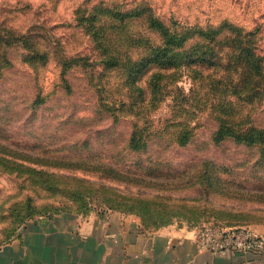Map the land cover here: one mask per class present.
<instances>
[{"label": "rangeland", "instance_id": "1", "mask_svg": "<svg viewBox=\"0 0 264 264\" xmlns=\"http://www.w3.org/2000/svg\"><path fill=\"white\" fill-rule=\"evenodd\" d=\"M99 3L126 8L150 3L172 19L177 31L181 23L236 20L248 29L260 28L264 51V0H0L2 29L32 35L40 47L50 44L43 48L49 55L46 63H31V44L22 42L9 47V62H0L8 66L0 76V241L16 238L36 217L55 213L118 211L142 218L139 209L149 214L150 226L264 225V143L217 141V121L206 111L193 118L191 141L171 142L168 138L184 130L166 117L169 98L152 114L151 124L167 139L155 137L148 149L129 150L134 118L115 119L102 108L95 87L109 81L108 99L113 101L127 92L119 90L123 72L104 71L98 61L63 75L58 55L81 53L95 59L84 25ZM4 45L0 41V58ZM178 86L189 93L187 72ZM132 99L138 101L136 95ZM262 107L252 117L264 127V100Z\"/></svg>", "mask_w": 264, "mask_h": 264}, {"label": "trees", "instance_id": "2", "mask_svg": "<svg viewBox=\"0 0 264 264\" xmlns=\"http://www.w3.org/2000/svg\"><path fill=\"white\" fill-rule=\"evenodd\" d=\"M84 26L89 28L87 34L92 38L95 59L81 56V53L63 59L58 55L63 75L74 66L89 64L93 67L98 61L105 66L104 71L123 72L122 88H116L127 89V92L113 101L108 99L109 81L95 83V87L102 108L115 119L134 118L127 149L143 151L148 149L152 138H166L151 124L152 114L169 98H172L171 111L166 117L174 118L173 123L184 130L175 139L168 138L171 142L185 145L191 141L195 134L192 120L206 111L217 121V141L233 139L249 146L264 143V127L256 124L252 117L263 108L264 100V51L260 28L248 29L236 20L223 19L217 25L181 23L177 31L172 19L162 16L150 3H138L131 8L99 3ZM1 30L5 32L0 34L5 51L0 62H9V47L20 42L31 44L34 52L28 59L31 63L49 60L43 48H49L50 44L40 47L31 40L34 39L32 35H19L18 31L2 29L0 25ZM132 54L140 58L134 62ZM7 68L6 64L0 66V76ZM186 72L192 81L189 93L178 86ZM135 95L138 101H129V96ZM143 121L145 123L141 124ZM223 180L228 185L231 183L224 177ZM204 189L207 193V188ZM122 198L131 201L130 197ZM135 211L149 229L166 225L155 222L150 226L149 214L139 209Z\"/></svg>", "mask_w": 264, "mask_h": 264}, {"label": "crops", "instance_id": "3", "mask_svg": "<svg viewBox=\"0 0 264 264\" xmlns=\"http://www.w3.org/2000/svg\"><path fill=\"white\" fill-rule=\"evenodd\" d=\"M196 232L176 223L149 229L118 211L40 215L0 241V264H264L263 251L205 249Z\"/></svg>", "mask_w": 264, "mask_h": 264}, {"label": "built area", "instance_id": "4", "mask_svg": "<svg viewBox=\"0 0 264 264\" xmlns=\"http://www.w3.org/2000/svg\"><path fill=\"white\" fill-rule=\"evenodd\" d=\"M196 241L210 251L241 250L264 252V233L255 226L215 227L204 224L196 229Z\"/></svg>", "mask_w": 264, "mask_h": 264}]
</instances>
